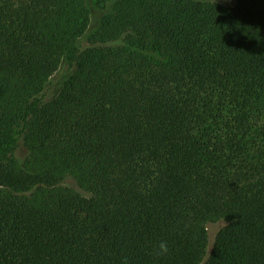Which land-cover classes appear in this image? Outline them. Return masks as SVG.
<instances>
[{
  "label": "trees",
  "instance_id": "16d2710c",
  "mask_svg": "<svg viewBox=\"0 0 264 264\" xmlns=\"http://www.w3.org/2000/svg\"><path fill=\"white\" fill-rule=\"evenodd\" d=\"M220 1L117 0L80 49L85 0H0V264H264V0Z\"/></svg>",
  "mask_w": 264,
  "mask_h": 264
},
{
  "label": "rangeland",
  "instance_id": "374dc122",
  "mask_svg": "<svg viewBox=\"0 0 264 264\" xmlns=\"http://www.w3.org/2000/svg\"><path fill=\"white\" fill-rule=\"evenodd\" d=\"M86 5L89 9L90 13V24L88 27V30L86 34L79 39V48L84 49L85 47L89 46L88 36L91 33H94L102 19L111 14L113 12L114 4L117 0H109L104 7H99L96 4L95 0H85ZM222 4H225L227 6H233L236 4L237 0H223L220 1ZM76 67L72 65L67 57H64L61 61V64L58 68V70L50 77L49 81L47 82L43 92L39 95V98L42 103H46L52 99H54L62 90L65 82L74 74ZM15 156L18 159L20 163H24L25 160L29 156V150L24 144L23 138L20 137L18 140L17 147L15 149ZM62 186L73 188L83 195H89L86 191L80 188L76 180L68 176L65 178L62 183ZM227 224L226 221L220 220L218 222L209 223L208 228V235H209V246L207 249V254L205 256V260L209 257L215 239L219 233V231Z\"/></svg>",
  "mask_w": 264,
  "mask_h": 264
},
{
  "label": "clouds",
  "instance_id": "9594fccd",
  "mask_svg": "<svg viewBox=\"0 0 264 264\" xmlns=\"http://www.w3.org/2000/svg\"><path fill=\"white\" fill-rule=\"evenodd\" d=\"M162 247H163V245H162Z\"/></svg>",
  "mask_w": 264,
  "mask_h": 264
}]
</instances>
